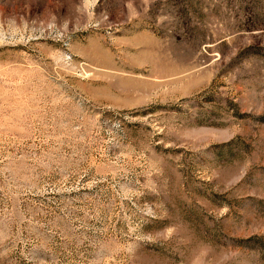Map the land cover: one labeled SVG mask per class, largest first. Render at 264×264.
<instances>
[{
    "label": "rangeland",
    "instance_id": "374dc122",
    "mask_svg": "<svg viewBox=\"0 0 264 264\" xmlns=\"http://www.w3.org/2000/svg\"><path fill=\"white\" fill-rule=\"evenodd\" d=\"M0 264H264V0H0Z\"/></svg>",
    "mask_w": 264,
    "mask_h": 264
}]
</instances>
